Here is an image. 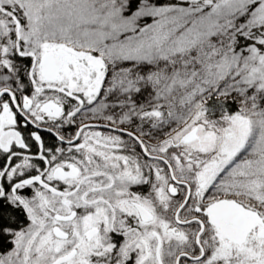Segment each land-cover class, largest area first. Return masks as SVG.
<instances>
[{
	"label": "snow or ice",
	"instance_id": "obj_1",
	"mask_svg": "<svg viewBox=\"0 0 264 264\" xmlns=\"http://www.w3.org/2000/svg\"><path fill=\"white\" fill-rule=\"evenodd\" d=\"M0 264H264V0H0Z\"/></svg>",
	"mask_w": 264,
	"mask_h": 264
}]
</instances>
